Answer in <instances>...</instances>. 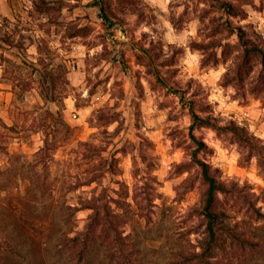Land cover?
Returning a JSON list of instances; mask_svg holds the SVG:
<instances>
[{
  "label": "rangeland",
  "instance_id": "rangeland-1",
  "mask_svg": "<svg viewBox=\"0 0 264 264\" xmlns=\"http://www.w3.org/2000/svg\"><path fill=\"white\" fill-rule=\"evenodd\" d=\"M94 1L0 0V264H264V148L226 128L264 144V0ZM194 152L229 189L211 248ZM88 205L122 253L60 246Z\"/></svg>",
  "mask_w": 264,
  "mask_h": 264
},
{
  "label": "trees",
  "instance_id": "trees-1",
  "mask_svg": "<svg viewBox=\"0 0 264 264\" xmlns=\"http://www.w3.org/2000/svg\"><path fill=\"white\" fill-rule=\"evenodd\" d=\"M99 1V9H100V16L104 20H110V17L108 16V13L102 3V0H95L94 2ZM104 1V0H103ZM229 4L228 6H230ZM232 12V8H228ZM239 38L242 41L243 45V58L247 60L252 54L257 51L259 53L263 52V49L257 45L255 42H251L245 38L244 31L241 29L239 33ZM256 52V53H257ZM264 64V60H263ZM238 74H241V68L238 69ZM182 96V95H181ZM190 108V115L192 117V122L189 126V131L191 134L192 139L197 144V149L200 148L201 145H203V142L196 138V136L193 133V130L195 126L199 123H209L210 121L207 120L204 117H201L193 108L192 105L189 106ZM211 124V123H210ZM226 128L233 132L237 139L240 142H243L245 146H248L251 151L257 150L259 155L263 153L261 151L262 148H264V144H259L253 135H251L244 127L237 125L236 123H229ZM46 130V129H44ZM46 135H48V132H45ZM85 144H88L85 142ZM48 137L46 136L44 138V144L39 150V161L43 162V166L47 167V160L50 156V149L51 146H49ZM89 150H95L94 147L90 146ZM92 151V152H93ZM193 160L196 161L197 164L200 165L201 168V174L202 178L206 183V188L203 193V202L202 206L200 207V212L206 219V245L207 247L211 248V246L216 242L217 236H218V224L221 218L224 217V213L219 211L217 209V202H218V192L226 193L229 189L227 186L220 181L216 175H214L209 167V165L205 162L200 160L197 157V154L193 153ZM97 174H93L87 179V183H90L94 180H96ZM88 207L93 208V213L90 215V220L85 225V229L76 231L74 234H69V231L63 233L60 236V246L69 248L71 247L72 251L78 255L79 259L82 260L90 249V246L92 243L96 241V239H100L103 242V245L105 246L106 253L112 257L115 253V242L120 243L122 249H120V252L125 249V246L128 244L126 243V236L123 234V231H119L117 227L114 226L112 219L110 218L111 215L108 211V207L103 205L101 208L97 207L96 205H88ZM261 216H264L263 213H260ZM1 238V237H0ZM5 241L10 243L8 241L9 239L5 237ZM246 238V239H245ZM243 238L244 240H248L249 244L257 245V241H253L250 239H247L248 237ZM120 239V240H119ZM3 243L0 242V249H2Z\"/></svg>",
  "mask_w": 264,
  "mask_h": 264
}]
</instances>
